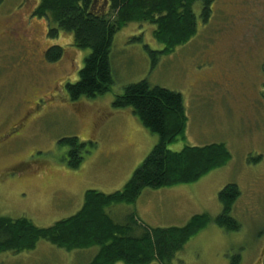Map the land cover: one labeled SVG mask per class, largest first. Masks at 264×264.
<instances>
[{
    "label": "rangeland",
    "instance_id": "rangeland-1",
    "mask_svg": "<svg viewBox=\"0 0 264 264\" xmlns=\"http://www.w3.org/2000/svg\"><path fill=\"white\" fill-rule=\"evenodd\" d=\"M37 4L0 0V216L49 227L75 215L87 190H121L159 137L142 126L132 108L117 109L114 101L128 85L147 79L184 99L186 132L170 149L222 143L231 158L187 184L185 190L198 198L193 207L178 215L181 205L169 206L142 223L165 228L190 212L215 218L223 210L219 192L236 184L241 195L232 215L240 229L211 222L172 264H234L235 256L238 264H264V0H214L208 18L197 1L196 35L155 66L146 49L163 47L154 37L155 25L128 23L116 33L110 52L114 84L102 95L77 101L66 86L79 79L91 50L77 48L71 32L48 36V20L34 15ZM54 45L64 47L57 62L45 55ZM75 136L95 147L72 169L69 147L59 142ZM136 205L114 204L107 211L125 222ZM98 250L68 251L41 239L32 250L1 253L0 264H87Z\"/></svg>",
    "mask_w": 264,
    "mask_h": 264
},
{
    "label": "trees",
    "instance_id": "trees-1",
    "mask_svg": "<svg viewBox=\"0 0 264 264\" xmlns=\"http://www.w3.org/2000/svg\"><path fill=\"white\" fill-rule=\"evenodd\" d=\"M108 9H96V0H38L34 15L48 20V36L58 37L60 30L74 35V45L91 51L85 58L79 79L66 86L69 98H95L110 90L114 84L110 52L116 33L130 22L155 25L154 37L161 49H146L151 53L152 65L162 55L176 50L197 33V16L193 6L203 2V16L208 18L214 0H106ZM56 26V27H53ZM64 47L51 46L45 55L57 62ZM117 109L132 108L134 114L159 140L131 179L121 190L104 193L87 190L82 208L66 219L49 227H39L26 217L14 219L0 216V254L20 253L36 248L45 239L68 251L99 247L87 264H172L176 253L211 222L229 230L241 227L232 215L241 195L239 186L227 184L219 192L223 206L221 214H197L184 226L151 227L130 213L125 222L116 221L107 211L114 204L135 203L146 188L159 189L192 184L208 173L227 164L231 154L225 144L185 146L181 151L170 149L188 124L181 93L160 86H152L147 79L128 85L116 97ZM69 147L66 159L70 168L81 166L85 155L95 147L92 141L79 137L60 140ZM240 257L235 256L234 264Z\"/></svg>",
    "mask_w": 264,
    "mask_h": 264
},
{
    "label": "crops",
    "instance_id": "crops-1",
    "mask_svg": "<svg viewBox=\"0 0 264 264\" xmlns=\"http://www.w3.org/2000/svg\"><path fill=\"white\" fill-rule=\"evenodd\" d=\"M136 118L138 119V117H136ZM133 120L135 121L134 118H133ZM138 121L142 124V122L140 120H138ZM138 125H139V127H142V126L144 127L143 124H142V126H140V124H138ZM144 128L146 129V127H144ZM137 143H139L138 138L136 139V144ZM135 146H137V145H135ZM182 149H178V151H181ZM121 184H123V182ZM192 184H194V183H192ZM186 187H188V185L183 184V185H178V186H173V187H164V188L154 189V190H150V191H146V192L144 190L137 200L136 211L132 212V213L136 214V217L138 218V220L140 222H143L142 220L147 221V222H151L152 213L154 211H159V210L164 211L169 206L174 209L176 205H181V211L176 212L179 215L181 212L185 211L187 208L193 207L195 202L198 200V198H196L195 191H187V190H185ZM145 195H147V196H145ZM183 207H184V209H183ZM192 214H193V212H190L187 214H185V213L182 214L179 217L178 221H176L174 224H172L171 226H168V227H173V226L180 227V226L186 225V223L193 217V216L190 217ZM196 214L194 213V215H196Z\"/></svg>",
    "mask_w": 264,
    "mask_h": 264
},
{
    "label": "flooded vegetation",
    "instance_id": "flooded-vegetation-1",
    "mask_svg": "<svg viewBox=\"0 0 264 264\" xmlns=\"http://www.w3.org/2000/svg\"><path fill=\"white\" fill-rule=\"evenodd\" d=\"M108 6H109V3L106 1V0H96L95 2V8L98 9V10H104L105 8L108 9ZM30 51V50H29ZM31 52V51H30ZM32 54H35V52H31ZM48 97V96H46ZM39 99H43V98H40ZM38 99V101H39ZM51 100V97L49 96L48 97V102H50ZM36 106V105H35ZM38 108V106H36ZM46 107V106H45ZM44 111H47V110H44ZM43 111V112H44Z\"/></svg>",
    "mask_w": 264,
    "mask_h": 264
}]
</instances>
